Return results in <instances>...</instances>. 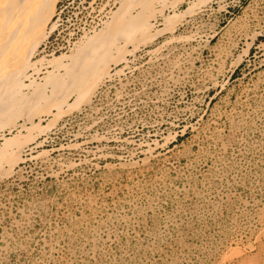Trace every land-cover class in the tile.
Returning <instances> with one entry per match:
<instances>
[{
	"label": "rangeland",
	"instance_id": "1",
	"mask_svg": "<svg viewBox=\"0 0 264 264\" xmlns=\"http://www.w3.org/2000/svg\"><path fill=\"white\" fill-rule=\"evenodd\" d=\"M229 1L53 0L0 103V264H264V0Z\"/></svg>",
	"mask_w": 264,
	"mask_h": 264
},
{
	"label": "bare ground",
	"instance_id": "2",
	"mask_svg": "<svg viewBox=\"0 0 264 264\" xmlns=\"http://www.w3.org/2000/svg\"><path fill=\"white\" fill-rule=\"evenodd\" d=\"M52 2L53 0H0V103L4 100H13L17 103L18 99L16 96L19 94L25 98L24 94L21 92V90L27 86L22 79L24 76L23 71L25 68H28L27 61L35 48L34 40L41 26L45 24L49 18ZM129 23L131 24V22ZM116 26L119 27L118 31L124 32L128 24L126 25L124 21L114 19L108 24L103 34L98 33L91 38L89 37L87 41L81 43L74 49L69 55L68 60L71 61L72 64L79 60H84V62L86 61L85 64H99V67H102L108 60L110 50L108 53L101 51L103 54V58L100 57L101 59H97V55L100 50H106L110 44L112 45L109 34L115 29L117 30ZM88 56L89 59L87 58ZM59 59L60 58H54L48 61L49 66L52 67L51 70H48V76L53 77L56 72H54V70L60 69L62 66L60 65ZM92 59L95 60L91 61ZM65 68L67 70L66 65ZM80 68L83 69L81 66ZM75 70L76 69L69 70V75L75 72ZM78 71L80 73V71L82 72L83 70H77L76 73H78ZM94 71L93 69L91 72ZM26 77L28 78L29 76ZM30 85L36 87L34 80L30 82L29 86ZM68 85L72 88L74 87L73 84H67L65 86L69 87ZM74 88L76 89V87ZM58 91L60 90L57 88L55 92ZM72 91L74 92V90ZM64 94L61 96L59 95V98L66 101L67 99L65 97L69 96L68 91H65ZM25 101L29 100L25 98ZM1 112L2 110L0 109V114ZM14 159L16 158H13V160ZM9 162L12 164V160H9L8 163Z\"/></svg>",
	"mask_w": 264,
	"mask_h": 264
},
{
	"label": "built area",
	"instance_id": "3",
	"mask_svg": "<svg viewBox=\"0 0 264 264\" xmlns=\"http://www.w3.org/2000/svg\"><path fill=\"white\" fill-rule=\"evenodd\" d=\"M221 1H225V0H221ZM231 2L232 1L225 3V6H226L225 11H224L225 16L227 14L232 15L233 12L237 10V8L238 9L243 8V5L246 3V0H236L235 4H230ZM223 20H226V17H224Z\"/></svg>",
	"mask_w": 264,
	"mask_h": 264
}]
</instances>
